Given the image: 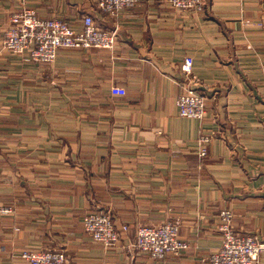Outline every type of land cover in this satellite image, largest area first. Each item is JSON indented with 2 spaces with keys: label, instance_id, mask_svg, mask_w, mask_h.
Returning <instances> with one entry per match:
<instances>
[{
  "label": "crops",
  "instance_id": "obj_1",
  "mask_svg": "<svg viewBox=\"0 0 264 264\" xmlns=\"http://www.w3.org/2000/svg\"><path fill=\"white\" fill-rule=\"evenodd\" d=\"M22 6L76 27L90 13L101 27L116 22L117 38L60 48L50 63L0 43V204L13 209L0 215V264H28L20 250L58 244L63 264H127L135 226L168 218L188 247L162 259L142 252L136 264H209L224 207L235 228L264 239V0H204L199 11L140 0L114 18L95 0H0V36ZM186 55L202 118L176 107ZM202 133L211 138L200 156ZM104 208L129 225L109 247L82 223Z\"/></svg>",
  "mask_w": 264,
  "mask_h": 264
},
{
  "label": "built area",
  "instance_id": "obj_2",
  "mask_svg": "<svg viewBox=\"0 0 264 264\" xmlns=\"http://www.w3.org/2000/svg\"><path fill=\"white\" fill-rule=\"evenodd\" d=\"M140 0H95L100 10L114 18L123 10L130 9ZM169 5L186 10H202L204 0H164ZM79 26H73L67 20L51 15L40 16L31 7L22 6L10 15L9 24L0 36L1 47L20 55L27 61L50 63L60 48H112L117 38V23L114 27H101L96 24L92 14L83 13L79 17ZM248 45V44H247ZM182 75L181 91L176 96V107L182 116L202 118L205 113V94L201 91V81L192 71V56L186 55L180 64ZM113 94H124L125 88L113 84ZM211 134L202 133L198 139V155L207 153V143ZM8 204H0V215L11 212ZM234 213L230 207L222 208L218 213L217 228L221 242L209 252V264H251L264 252V239L256 231H241L233 226ZM85 231L93 240L105 247L114 245L126 232L129 225L123 223L117 227L110 208L86 211L82 216ZM179 223L174 219H165L159 223H138L134 238L127 245L128 262L136 264V256L146 253L154 259H162L167 254H180L188 247V241L178 232ZM16 256L28 264H63L68 261L63 244L46 249L24 248Z\"/></svg>",
  "mask_w": 264,
  "mask_h": 264
}]
</instances>
